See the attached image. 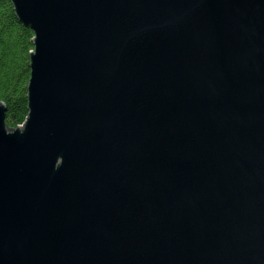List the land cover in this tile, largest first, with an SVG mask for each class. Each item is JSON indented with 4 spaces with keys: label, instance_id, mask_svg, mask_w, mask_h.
<instances>
[{
    "label": "water",
    "instance_id": "obj_1",
    "mask_svg": "<svg viewBox=\"0 0 264 264\" xmlns=\"http://www.w3.org/2000/svg\"><path fill=\"white\" fill-rule=\"evenodd\" d=\"M12 1L0 264H264V0Z\"/></svg>",
    "mask_w": 264,
    "mask_h": 264
},
{
    "label": "trees",
    "instance_id": "obj_2",
    "mask_svg": "<svg viewBox=\"0 0 264 264\" xmlns=\"http://www.w3.org/2000/svg\"><path fill=\"white\" fill-rule=\"evenodd\" d=\"M32 28L20 21L12 0H0V102L6 105V124L17 128L29 114L28 84Z\"/></svg>",
    "mask_w": 264,
    "mask_h": 264
}]
</instances>
